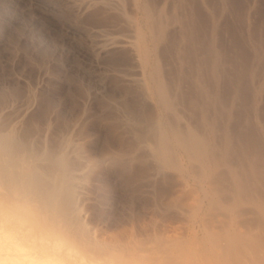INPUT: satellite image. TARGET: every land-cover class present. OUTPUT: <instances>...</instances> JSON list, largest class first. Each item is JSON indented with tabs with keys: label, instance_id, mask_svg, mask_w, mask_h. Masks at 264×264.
<instances>
[{
	"label": "rangeland",
	"instance_id": "374dc122",
	"mask_svg": "<svg viewBox=\"0 0 264 264\" xmlns=\"http://www.w3.org/2000/svg\"><path fill=\"white\" fill-rule=\"evenodd\" d=\"M89 1L0 0V130L14 132L38 153L47 141L52 151L70 157L75 174L102 168L95 177L98 195L81 212L91 232L119 219L135 224L138 240L157 232L190 244L202 230L163 204L196 205V198L169 196L179 190L166 175L172 171L159 173L137 133L165 116L182 128L193 123L222 147L228 138L231 155L246 167L248 155L263 151L264 158V0H136L134 9L132 0H112L121 5L115 10L86 8ZM144 7L152 10L151 22ZM125 17L147 32L152 25L160 31L150 46H159L153 57L163 59V81L180 122L156 96L147 99L150 75L118 60L116 52L97 53L110 38L133 35ZM31 105L23 128L11 110ZM22 210L20 205L11 219H20ZM28 218L44 221L39 214Z\"/></svg>",
	"mask_w": 264,
	"mask_h": 264
},
{
	"label": "bare ground",
	"instance_id": "6f19581e",
	"mask_svg": "<svg viewBox=\"0 0 264 264\" xmlns=\"http://www.w3.org/2000/svg\"><path fill=\"white\" fill-rule=\"evenodd\" d=\"M93 1L83 5L86 8L101 5L105 10L120 5L119 1ZM131 5L134 9L136 0H132ZM151 11L144 7L143 14L147 21L151 20ZM124 23L133 35L129 38L114 36L100 46L97 53L106 55L116 52L118 60H129L142 76L150 75L154 88L150 82L145 81L147 99L156 96L164 110L173 113L180 122L182 116L177 112L168 85L163 81V59L154 58L152 50L156 52L157 47L151 50L150 46L151 42L159 38L160 31L156 25H152V30L147 32L142 25L135 26L128 17L124 18ZM138 81L144 83L143 78ZM140 129L142 130L137 135H142L140 140L146 143L145 148L157 162L159 173L172 171L173 174L166 175L177 181L178 192L174 190L176 193L172 192L169 196L180 194L196 198V205L182 200H167L163 204L164 210L188 217L193 222L194 230L198 227L202 230V236L195 238L190 244L166 239L157 232L149 237L146 235V239H139L144 253L157 254L153 259L145 256L148 264H264L263 151L260 152L262 156L260 153L256 154L260 157L252 155L250 158L248 155L246 167V162L243 163L242 159L240 161V157L235 160L232 156L229 150L233 144L231 140L229 144V139L226 138L228 143L223 148L219 141H210L206 132L189 121L182 128L165 119V116H159L158 120L149 122ZM214 131L212 127V132ZM39 155L14 132L6 133L1 129L0 183L15 181L18 172L22 170L26 184L36 188L43 186L46 183L45 177L28 167L43 162ZM61 155L64 167L63 188L60 192L50 193L43 203L44 212L63 224L67 221L62 202L63 189L71 188L75 171L70 157L65 153ZM19 203L23 208L22 214L20 219L10 220L17 231L14 235H9L7 250L3 216L0 215V264H5V261L9 264H60L61 261L72 258L70 253L65 256L59 254V251L50 253L44 249L39 243L44 234L43 224L28 218L33 214L42 215L39 204H33L27 197H22ZM81 216L80 213L75 222L76 227L85 233L91 232ZM199 234V231H195L196 236ZM29 240L32 243H26Z\"/></svg>",
	"mask_w": 264,
	"mask_h": 264
},
{
	"label": "clouds",
	"instance_id": "9594fccd",
	"mask_svg": "<svg viewBox=\"0 0 264 264\" xmlns=\"http://www.w3.org/2000/svg\"><path fill=\"white\" fill-rule=\"evenodd\" d=\"M162 42V41H161ZM156 55L159 56V46ZM34 105L11 110L12 118L25 127L29 113ZM4 113H0V118ZM34 119L38 114H34ZM43 162L36 166H28L33 172L45 177L46 183L39 187L26 184L22 170L15 181L0 183V213L3 216L6 250L9 235L16 233V228L10 223L20 207L22 197L29 198L33 204H39L43 221V237L39 241L50 253L61 251L67 256L69 252L74 256L60 264H148L144 250L135 233V224L117 219L113 227L101 226L99 229L85 233L76 227V220L81 212H87L88 206L98 195L95 177L102 170L100 167L85 168L78 171L72 181L70 189H63V206L66 210L67 221L63 224L50 218L44 212L45 198L53 191L60 192L63 188V156L52 151L45 141L39 155ZM121 178L117 177V182ZM75 209L73 212L72 210ZM26 243H32L31 240ZM5 264H9L5 261Z\"/></svg>",
	"mask_w": 264,
	"mask_h": 264
}]
</instances>
